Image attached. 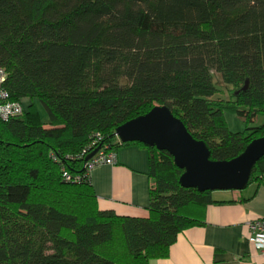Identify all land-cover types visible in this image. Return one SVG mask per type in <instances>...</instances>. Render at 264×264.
<instances>
[{
	"label": "trees",
	"instance_id": "trees-1",
	"mask_svg": "<svg viewBox=\"0 0 264 264\" xmlns=\"http://www.w3.org/2000/svg\"><path fill=\"white\" fill-rule=\"evenodd\" d=\"M0 69L9 100H31L0 119V264H148L204 224L212 191L184 187L169 152L115 131L167 106L212 160L264 136V0H0ZM215 74L229 99L215 98ZM95 139L148 149V217L99 209L85 169ZM52 152L80 182L63 178ZM262 174L264 157L250 181Z\"/></svg>",
	"mask_w": 264,
	"mask_h": 264
},
{
	"label": "crops",
	"instance_id": "crops-1",
	"mask_svg": "<svg viewBox=\"0 0 264 264\" xmlns=\"http://www.w3.org/2000/svg\"><path fill=\"white\" fill-rule=\"evenodd\" d=\"M114 153V163L99 164L90 173L99 209L148 217V149L131 143ZM211 195L214 202L205 209L204 224L183 230L167 257L151 258L148 264H264V252L253 245L248 227L264 218V174L243 189L214 190Z\"/></svg>",
	"mask_w": 264,
	"mask_h": 264
},
{
	"label": "water",
	"instance_id": "water-1",
	"mask_svg": "<svg viewBox=\"0 0 264 264\" xmlns=\"http://www.w3.org/2000/svg\"><path fill=\"white\" fill-rule=\"evenodd\" d=\"M115 135L123 142H141L169 152L183 170L180 183L200 191L243 189L254 167L264 157V136L251 141L246 149L230 160H212L206 143L188 131L184 122L167 106H156L117 127ZM100 149H93L89 161Z\"/></svg>",
	"mask_w": 264,
	"mask_h": 264
},
{
	"label": "built area",
	"instance_id": "built-area-1",
	"mask_svg": "<svg viewBox=\"0 0 264 264\" xmlns=\"http://www.w3.org/2000/svg\"><path fill=\"white\" fill-rule=\"evenodd\" d=\"M6 73L4 70L0 69V119L8 120L14 116L21 115L24 112V102L11 101L9 100V93L2 88L3 82L6 80ZM98 139H95L91 144V149L87 154H89L93 149L98 147ZM51 156L58 163L62 170L63 178L69 182H80L83 175L78 173L70 172L64 163V161L58 156L56 152H52ZM115 153L106 150L100 146L99 151L87 162H85V169L87 173L90 174L92 169L102 163H114ZM250 231V239L256 249L264 252V218H257L248 223Z\"/></svg>",
	"mask_w": 264,
	"mask_h": 264
},
{
	"label": "rangeland",
	"instance_id": "rangeland-1",
	"mask_svg": "<svg viewBox=\"0 0 264 264\" xmlns=\"http://www.w3.org/2000/svg\"><path fill=\"white\" fill-rule=\"evenodd\" d=\"M214 79H215V82H216V84L218 85V88H219V91L215 95V98L224 99V100L229 99L230 86L224 84V82H223V80H222V78H221V76L219 74H215L214 75ZM30 102H31L30 99L26 100L24 102L25 108L29 107ZM34 104L37 107V109L39 110L42 118L44 120H47V113H46L44 107L42 106V104L37 99L34 100ZM226 118H227V122H228V125H229L231 130H233V131H243L246 128L245 121L243 119L239 118L235 113L227 111L226 112ZM263 123H264V115H261L258 118V120L255 123V125H261Z\"/></svg>",
	"mask_w": 264,
	"mask_h": 264
}]
</instances>
